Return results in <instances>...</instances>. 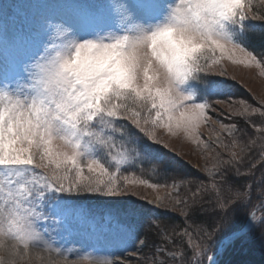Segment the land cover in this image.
I'll return each instance as SVG.
<instances>
[{
	"label": "snow or ice",
	"instance_id": "obj_1",
	"mask_svg": "<svg viewBox=\"0 0 264 264\" xmlns=\"http://www.w3.org/2000/svg\"><path fill=\"white\" fill-rule=\"evenodd\" d=\"M225 61L264 76V0H0V264H221L264 242V98L234 106ZM164 137L210 166L188 178ZM139 186L157 194L116 199Z\"/></svg>",
	"mask_w": 264,
	"mask_h": 264
},
{
	"label": "rangeland",
	"instance_id": "obj_2",
	"mask_svg": "<svg viewBox=\"0 0 264 264\" xmlns=\"http://www.w3.org/2000/svg\"><path fill=\"white\" fill-rule=\"evenodd\" d=\"M15 3L20 4L22 7H27L28 4H32L37 2V0H14ZM225 65L228 69L227 77H217L218 79H225L228 81L229 86L227 87L226 91L234 97L233 104L234 106H238L236 103L237 101L243 99L247 100L249 103L255 104L257 100L264 98V76L260 74V69H257L255 67L247 68L243 65L234 66L231 65L230 62L225 61ZM255 98V99H253ZM224 99H228V97H225ZM224 110V115L220 116L219 109ZM229 108L227 104L225 105H219L218 111L216 113L217 116H220L221 119L224 120L225 123H229L232 120L231 115H229ZM242 127H246L241 122ZM214 127L219 129L218 124H214ZM200 131L203 133L205 139H210L211 141H215L216 137L215 135L209 131L208 126L204 125L201 127ZM248 131L251 133L252 129L249 127ZM164 139L169 143L170 149L176 153L175 161L177 163V167L182 170V173L185 174L190 179H195L198 170H202L205 163H209V166L211 164V154L208 155V160L206 161L204 158V155L201 153L200 150L196 149L194 145H190L188 143H181L178 140L174 138H168L164 137ZM174 176L179 179V175L177 173H174ZM259 172L256 174V179H259ZM146 179H151L147 178ZM152 181V180H151ZM153 182V181H152ZM170 182V181H169ZM161 193L164 192V189L159 190ZM258 191V189H257ZM137 195L133 196H124V197H118L117 200L120 201H132L137 203H142L143 197H148L149 199H152L157 194L156 191L153 189L147 188L145 186H139L136 189ZM87 198L95 197L96 199H99L101 201L109 202V198L105 197H99V196H86ZM85 197V198H86ZM83 199V200H87ZM80 204L85 208H91L94 211H102L101 208H95L92 207L90 204L86 202H81L82 200H79ZM158 211L163 212V209H159ZM171 217H178L177 213L175 212H168L165 213V215L161 216L160 219L162 223L169 224L174 223L171 221ZM169 219V221H166V219ZM177 226H180L181 224L176 222L174 223ZM255 240V238H254ZM147 251V250H145ZM43 256L48 257L49 253L43 252L41 253ZM51 256L57 260L58 264H64L63 257H57L55 252L51 253ZM75 259V256L72 257ZM231 259V258H230ZM229 257L223 256V264H226L227 261L230 260ZM230 263V262H228ZM32 264H39V261L37 259H33ZM81 264H84L83 261H81Z\"/></svg>",
	"mask_w": 264,
	"mask_h": 264
},
{
	"label": "trees",
	"instance_id": "obj_3",
	"mask_svg": "<svg viewBox=\"0 0 264 264\" xmlns=\"http://www.w3.org/2000/svg\"><path fill=\"white\" fill-rule=\"evenodd\" d=\"M256 46H259V40L257 39L254 41ZM224 99L225 97H219ZM252 132V131H251ZM171 175H174L172 173ZM145 177L151 178L153 182H156L159 180L160 182H163V178L158 176L157 173L153 170V167L151 165H145ZM87 198V197H86ZM85 197H80L78 198L79 200H82L81 202H86L88 205L90 204L92 207L95 208H101V209H107L109 207H121L123 206L122 204H115L112 205L109 202L106 201H101L99 199H96L95 197L87 198ZM127 205H131L133 202L132 201H124ZM168 218L171 219L174 223L178 222L181 224V220L177 217H171L168 216ZM166 219V221H169V219ZM223 256L229 257V261L226 262V264H264V242L260 241L259 239L254 238L249 241L247 246H245L243 249L240 248H235V249H229L227 251H224L222 249V255L220 256V261L221 264H223ZM230 262V263H228Z\"/></svg>",
	"mask_w": 264,
	"mask_h": 264
},
{
	"label": "bare ground",
	"instance_id": "obj_4",
	"mask_svg": "<svg viewBox=\"0 0 264 264\" xmlns=\"http://www.w3.org/2000/svg\"><path fill=\"white\" fill-rule=\"evenodd\" d=\"M220 259V258H219Z\"/></svg>",
	"mask_w": 264,
	"mask_h": 264
}]
</instances>
